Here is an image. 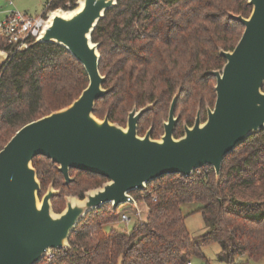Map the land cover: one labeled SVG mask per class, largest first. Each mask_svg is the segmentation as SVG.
<instances>
[{"label":"trees","instance_id":"1","mask_svg":"<svg viewBox=\"0 0 264 264\" xmlns=\"http://www.w3.org/2000/svg\"><path fill=\"white\" fill-rule=\"evenodd\" d=\"M49 3L51 9L71 8L75 0ZM250 9L246 0H117L91 34L98 43L103 86L109 88L96 100L94 115L107 114L125 124L133 104L153 102L137 129L142 134L144 122H152V136L158 137L180 87L174 130V136H180L181 120L191 125L198 107L204 118L205 102L213 106L215 78L203 72L221 67L219 48L232 49L243 30L228 13L247 16ZM0 48L9 51L0 65L1 149L23 124L69 104L87 85L88 76L66 48L52 42L29 40L24 50H15L0 36ZM33 166L40 193L50 182L61 191L51 199L55 211L64 207L65 194L81 198L106 179L71 169L75 179L64 184L55 163L43 155L34 158ZM130 194L137 203L145 202L147 212L129 232L104 228L117 220L118 209L102 204L77 223L68 239L70 249L52 250L34 264H185L191 256L202 257V246L210 242L219 244L217 259L223 264H250L263 257L264 128L223 157L218 180L211 167H202L186 177L160 176ZM185 203L197 204L206 224L196 238L185 225ZM243 255L248 260H240Z\"/></svg>","mask_w":264,"mask_h":264},{"label":"water","instance_id":"2","mask_svg":"<svg viewBox=\"0 0 264 264\" xmlns=\"http://www.w3.org/2000/svg\"><path fill=\"white\" fill-rule=\"evenodd\" d=\"M116 1L75 0L71 8H50L32 41L66 48L82 64L88 83L69 104L23 124L0 149V264H34L52 250L70 249L69 236L88 211L105 203L113 209L122 203L137 205L130 192L145 189L160 176L186 177L211 167L218 180L223 157L264 128V0H246L251 7L247 16L228 13L243 30L232 49L219 48L222 66L203 72L215 78L214 104L206 107L204 120L198 107L192 124H184L183 133L174 136L180 87L157 138L152 124L141 135L137 129L153 102L133 104L124 126L107 114L95 116V102L109 88L103 86L98 43L91 34ZM27 46L23 43L19 50ZM8 54L0 48V65ZM38 155L55 163L64 184L74 180L69 175L72 168L106 180L81 198L65 195L64 207L54 211L51 199L60 189L50 182L39 196L41 185L33 166Z\"/></svg>","mask_w":264,"mask_h":264},{"label":"rangeland","instance_id":"3","mask_svg":"<svg viewBox=\"0 0 264 264\" xmlns=\"http://www.w3.org/2000/svg\"><path fill=\"white\" fill-rule=\"evenodd\" d=\"M45 1H47V0H13V4H8L4 0H0V5H2V7L4 9L13 8V9H18L20 11H25V12L29 13L30 15H35L43 9ZM221 66H222V64H221ZM206 106H208L207 102H205V107ZM175 115H178V116L180 115L179 110L176 111ZM125 117H127V115ZM165 119H166V117L162 118V121H164ZM149 121H150V119H149ZM181 122H182L181 124L183 125L184 120H181ZM125 123H126V119H125ZM151 124H152V122L151 123H149V122L145 123L144 122L143 126L141 127V132L144 133L146 131V129L149 127V125H151ZM120 125L124 126L125 124H120ZM159 131H161V132H159ZM159 131H158L159 132L158 134L160 135L163 132L162 126L159 128ZM158 134H157V136L159 137ZM57 189H59V188H57ZM42 194H43V192L42 193L39 192V196H41ZM65 195L76 196L73 194H65ZM64 204H65V202H64ZM124 206H127V210L134 211V205L133 204H126L125 205L124 203L119 205L118 211ZM137 206H138V208L142 209V215L144 216L145 214L143 213V210L147 209V207H145L146 206L145 202L140 201L139 203H137ZM196 207H197V204H195V203H185L182 206L183 213L185 214V220L184 221H185L186 228H187L190 236H192L193 238L198 237V235L200 233H202L203 231L206 230V224L202 218L200 211L196 210ZM133 222H134V220L132 218L128 223H122V222L118 223V218H117V220L115 222L105 225L104 228L106 230H108L111 227L130 230V228L133 225ZM218 250H219V244L217 242L207 243V244L203 245L201 248L202 257L191 256L189 258V260H190L191 264H223L222 262H219L217 259ZM239 259L242 261L248 260V257H247V255H243V256H240ZM185 264H188V263H185ZM250 264H264V256L259 258V259H256V260H250Z\"/></svg>","mask_w":264,"mask_h":264},{"label":"built area","instance_id":"4","mask_svg":"<svg viewBox=\"0 0 264 264\" xmlns=\"http://www.w3.org/2000/svg\"><path fill=\"white\" fill-rule=\"evenodd\" d=\"M4 1L8 4H13V0ZM49 2L50 0L45 1L43 9L35 15H30L25 11L13 8L4 9L0 5V36L15 50H18L23 43H28L29 40L33 41L44 25L46 12L50 9ZM145 216L142 215V209L138 208L137 205H134V211H129L127 210V206H124L118 211V223H128L133 218L134 224L135 222L143 221ZM120 230L130 231L125 229ZM186 263L191 264L190 260Z\"/></svg>","mask_w":264,"mask_h":264},{"label":"flooded vegetation","instance_id":"5","mask_svg":"<svg viewBox=\"0 0 264 264\" xmlns=\"http://www.w3.org/2000/svg\"><path fill=\"white\" fill-rule=\"evenodd\" d=\"M206 107H207V106H206ZM206 107L204 108V109H205V113H206ZM201 119L204 120L205 117L202 118V116H201ZM184 124H187V123L184 122ZM184 124H183V125H184ZM187 125H188V124H187ZM182 127H183V126H182ZM182 131H183V130H182ZM72 169H73V168H72ZM70 170H71V169H70ZM74 170H76V169H74ZM61 175H62V174H61ZM69 175H70L71 177H75V176L71 175L70 172H69ZM62 178H63V177H62ZM74 179H75V178H74ZM105 180H106V179H105ZM103 182H104V181H103Z\"/></svg>","mask_w":264,"mask_h":264},{"label":"crops","instance_id":"6","mask_svg":"<svg viewBox=\"0 0 264 264\" xmlns=\"http://www.w3.org/2000/svg\"><path fill=\"white\" fill-rule=\"evenodd\" d=\"M145 207H146V206H145ZM143 212H144V214L146 215L147 209H144Z\"/></svg>","mask_w":264,"mask_h":264}]
</instances>
